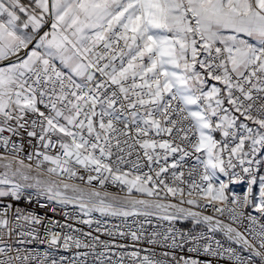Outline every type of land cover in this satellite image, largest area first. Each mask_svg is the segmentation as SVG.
<instances>
[{"label": "snow or ice", "instance_id": "obj_1", "mask_svg": "<svg viewBox=\"0 0 264 264\" xmlns=\"http://www.w3.org/2000/svg\"><path fill=\"white\" fill-rule=\"evenodd\" d=\"M45 244L264 264V0H0V264Z\"/></svg>", "mask_w": 264, "mask_h": 264}, {"label": "built area", "instance_id": "obj_2", "mask_svg": "<svg viewBox=\"0 0 264 264\" xmlns=\"http://www.w3.org/2000/svg\"><path fill=\"white\" fill-rule=\"evenodd\" d=\"M198 211H202L204 214L206 215H214V212L212 210V208L209 206L208 208L205 209H197ZM65 211H73L72 207L69 206V208L65 209ZM50 216H54V218L56 219H60L63 222V216L60 212H57L56 214H52L49 213ZM95 218L96 219H102V224H101V228H112L113 225H118L119 226V230H123V231H127L128 227L130 226L133 229H137L139 228L140 224L133 222V218H128L127 221H122L120 218H100L98 216V214H95ZM152 219V223H143V227H144V235L147 236L148 234H150L157 226V220L155 217L151 218ZM140 222L144 221V218L141 217L139 218ZM162 226L166 227L167 226V222H159ZM74 226L77 228L82 229V231L84 233H88L91 232L93 236H100L101 240H106L109 241L110 243H112L113 245H119V244H131L132 241L130 240V238H124V237H120V236H108L106 234H103V232H96L95 228L97 227V225L93 224L91 226L88 225H84V224H79V223H75L74 222ZM181 226L185 227V228H194L196 226L192 225V223L190 221L188 222H182ZM116 229H113V231H115ZM79 235V234H77ZM82 239L87 243V242H91V237H82ZM31 247H38L40 251H48L51 255V257L59 260L61 257L64 258V264H100V262L97 260V253L103 252L104 248L100 245H97V247L93 250L90 248H70V249H64L62 247L60 248H49L48 245H31ZM138 247H149V245H147L146 243L144 244H140L138 245ZM238 247V246H237ZM132 249H120V248H116L113 247L111 249V252L113 253H118L120 251H131ZM157 251H160V249L158 248ZM82 253H88V255L83 256L80 255ZM112 259L115 260L116 256L113 255ZM104 264H109L108 261H104ZM125 264H128L127 258L125 259Z\"/></svg>", "mask_w": 264, "mask_h": 264}, {"label": "bare ground", "instance_id": "obj_3", "mask_svg": "<svg viewBox=\"0 0 264 264\" xmlns=\"http://www.w3.org/2000/svg\"><path fill=\"white\" fill-rule=\"evenodd\" d=\"M206 215V214H205Z\"/></svg>", "mask_w": 264, "mask_h": 264}]
</instances>
